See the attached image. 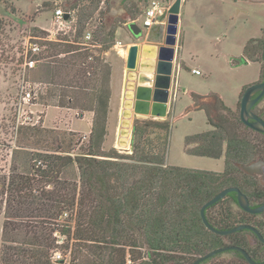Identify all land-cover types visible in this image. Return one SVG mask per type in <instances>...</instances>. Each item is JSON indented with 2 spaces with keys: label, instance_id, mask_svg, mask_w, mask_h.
Masks as SVG:
<instances>
[{
  "label": "trees",
  "instance_id": "1",
  "mask_svg": "<svg viewBox=\"0 0 264 264\" xmlns=\"http://www.w3.org/2000/svg\"><path fill=\"white\" fill-rule=\"evenodd\" d=\"M109 7L110 0H81L74 31L46 39L42 53L34 55L44 60L38 81L49 85L40 100L91 112L92 128L86 144L74 141L70 133L60 137L39 126L17 129L19 142L12 149L9 171L0 173V264H62L63 258H53L57 249L67 253V264H126L127 255L132 264H191L225 245L242 247L254 260L264 261V242L252 230L221 235L211 231L200 215L207 200L230 186L238 187L253 207L264 202L258 176L239 166L264 159V134L241 121L240 106L232 109L216 94L212 105L198 106L200 95L192 94L194 106L205 111L211 128L187 135L185 152L223 157L221 172L167 163L171 109L163 119L135 117L129 150L103 148L111 98V66L104 54L115 43L119 27L104 23ZM95 12L98 25L92 38L84 41ZM127 12L135 20L142 7L135 3ZM262 34L244 46V62L262 61L264 30ZM259 79H264L263 62ZM263 99L253 110L264 119V105L258 108ZM32 142L41 147L32 148ZM205 216L215 228L247 223L264 237V212H245L236 192L206 207ZM199 264L250 263L238 250H229Z\"/></svg>",
  "mask_w": 264,
  "mask_h": 264
},
{
  "label": "rangeland",
  "instance_id": "2",
  "mask_svg": "<svg viewBox=\"0 0 264 264\" xmlns=\"http://www.w3.org/2000/svg\"><path fill=\"white\" fill-rule=\"evenodd\" d=\"M52 1L0 0V173H8L12 149L19 142L15 113L24 62L32 56L27 47L34 37L41 45L40 52L46 47L42 44L46 40L47 29L52 27L50 19ZM62 1L64 6L69 7L76 3V11L81 4V0ZM148 1L110 0V7L103 15L107 26L112 22L119 24L115 42H121L118 46H114V43L112 48L104 54L111 66V98L102 145L105 150L114 147L124 152L131 147V133L127 149L116 144L127 70L125 61L129 46L138 44L143 48L150 43L158 47L165 46L166 17L160 20L163 27L159 39L151 37L150 29L142 28V33L135 36L128 28V23L132 21L142 27V13L133 20L127 8H131L135 3L143 7ZM170 1L173 3L174 0ZM99 8L102 11L105 10V4L100 3ZM98 15V12H95L89 19L88 29L93 30L98 25ZM178 23L175 44L172 46L174 53L166 113L162 117L152 115L144 117L163 119L171 109L172 128L167 153L169 165L221 172L224 168L223 157L213 159L189 155L185 152L184 140L187 135L211 128L205 111L198 109V106L212 105L213 94L218 95L228 107L239 109L240 93L243 87L260 80L262 61L247 60L246 63L242 58L246 43L251 39L261 38L263 35L264 0H186L180 10ZM142 51H139V60L142 59L140 54ZM43 62L44 60L40 59L35 67L25 69L24 78L34 83L36 92V98L26 105V111L32 113L34 118L40 117V123L36 126L50 129L60 137L70 133L74 141L81 139L80 141L86 144L92 128L91 114L53 106L47 103L48 100L45 102L40 100L39 94L46 95V89L49 86L45 82L38 81L43 75L42 67L39 66ZM193 68L199 72L197 74L192 72ZM193 93L200 95L196 97L198 106H194ZM263 105L264 99L259 102L258 108ZM135 117L137 116L133 117L131 127ZM31 147L40 148L41 146L32 142ZM258 178L264 185V173L258 175ZM2 221L3 212L0 211V249ZM56 252L60 255L59 259H64L62 264H67V253L63 254L60 249ZM127 259H129L128 255Z\"/></svg>",
  "mask_w": 264,
  "mask_h": 264
},
{
  "label": "bare ground",
  "instance_id": "3",
  "mask_svg": "<svg viewBox=\"0 0 264 264\" xmlns=\"http://www.w3.org/2000/svg\"><path fill=\"white\" fill-rule=\"evenodd\" d=\"M178 21V13H169L165 26V46L158 47L150 43L140 47L139 51L143 50L140 53L142 59H138L135 69L125 72L117 126L118 146H127L134 116L162 117L166 113L174 53L172 46L175 44Z\"/></svg>",
  "mask_w": 264,
  "mask_h": 264
},
{
  "label": "water",
  "instance_id": "4",
  "mask_svg": "<svg viewBox=\"0 0 264 264\" xmlns=\"http://www.w3.org/2000/svg\"><path fill=\"white\" fill-rule=\"evenodd\" d=\"M180 5L181 0H174L173 3L170 5L167 11H164L161 14H158L156 17V23H154L149 29L151 31V37L154 39H159L160 35L162 34V24H160V20H162L163 17H166V21L168 18L169 13L175 12L178 13L180 11ZM64 18H68V14L64 15ZM166 24V22H165ZM166 26V25H165ZM128 28L130 31L135 35L139 36L142 33V27H140L136 22L132 21L128 23ZM165 31V30H164ZM140 46L138 44H132L129 46L127 57L125 61L126 69H135L138 62V54H139ZM262 62L264 64V46L262 49ZM264 96V79L257 81L255 83H252L248 85L245 90L243 91V94L240 99V118L241 121L253 129L256 132L263 133L264 134V119L260 117L254 110L253 106ZM141 118V117H137ZM144 118V117H142ZM132 128V127H131ZM131 133V132H130ZM123 149H127V147H123ZM240 168L251 175H262L264 173V159H256L251 163L248 164H240ZM229 192H236L237 193V202L241 209H243L245 212L250 214H258L261 212H264V202L257 205V206H251L249 203V200L247 196L236 186H230L226 187L223 190H221L219 193H217L215 196L207 200L201 207L200 215L202 217V220L204 224L213 232L226 235L230 233H234L236 231L242 230V229H250L252 230L258 237V239L262 242H264V237L261 235V233L251 224L242 223L235 225L233 227L227 228V229H218L213 226H211L205 216V209L206 207L218 202L223 197H225ZM229 250H238L242 253V255L246 258L248 263L250 264H264V261H256L254 260L249 253L242 247L235 246V245H225L221 247H217L199 257H197L191 264H199L206 259L218 254L222 253L224 251Z\"/></svg>",
  "mask_w": 264,
  "mask_h": 264
},
{
  "label": "built area",
  "instance_id": "5",
  "mask_svg": "<svg viewBox=\"0 0 264 264\" xmlns=\"http://www.w3.org/2000/svg\"><path fill=\"white\" fill-rule=\"evenodd\" d=\"M52 14H51V25L52 27L47 29L46 34L47 40H56L57 37L63 33L74 31V26L76 22V9L70 8L69 6H64L62 0H53L52 1ZM171 1L168 0H149L148 3L142 7L141 14V24L143 29H149L154 23H156V17L158 14L167 11ZM68 14V18L65 19L64 15ZM35 38V37H34ZM32 42H29L28 50L32 53V56L24 62V68L22 70V77L20 79V85L18 87V97L16 103V129L20 126L30 125L36 126L40 123V117L34 118L32 113L30 114L26 111V105L33 101L36 97L35 85L26 80L25 69L33 68L37 65L40 59L34 57V55H39L41 50V45L38 44L34 39ZM92 38V30L87 29L83 35V40L88 41ZM121 42L116 41L114 46H118ZM192 72L198 73L197 69H192ZM54 259H59V253H54ZM127 264H131L130 259H127Z\"/></svg>",
  "mask_w": 264,
  "mask_h": 264
},
{
  "label": "crops",
  "instance_id": "6",
  "mask_svg": "<svg viewBox=\"0 0 264 264\" xmlns=\"http://www.w3.org/2000/svg\"><path fill=\"white\" fill-rule=\"evenodd\" d=\"M185 2H186V0H181L180 10H181V8H183ZM178 16H179V21H180V11H179V15ZM178 25H179V23H178ZM193 69H196V68H193ZM87 113L91 114V117H92V113L91 112H87Z\"/></svg>",
  "mask_w": 264,
  "mask_h": 264
}]
</instances>
